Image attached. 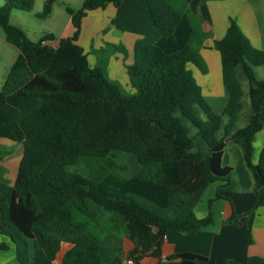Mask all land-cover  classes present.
I'll return each mask as SVG.
<instances>
[{
  "label": "trees",
  "instance_id": "obj_1",
  "mask_svg": "<svg viewBox=\"0 0 264 264\" xmlns=\"http://www.w3.org/2000/svg\"><path fill=\"white\" fill-rule=\"evenodd\" d=\"M109 2L117 8L114 27L141 37L130 63L127 48L110 43L91 50L98 54L91 67L78 43L83 18L93 5ZM34 4L5 0L0 25L11 28L12 11L29 12ZM68 11L74 34L56 46L53 34L32 41L19 30L23 48L0 89V138L23 144L12 195L0 192V233L14 246L19 264H30L32 245L54 260L62 243L72 245L63 264H124L128 223L148 236L152 226L158 228L160 244L169 231L187 233L213 224L211 210L198 218L195 208L212 184L230 182L232 168L222 164L229 140L244 147L256 207H264V147L258 163H252L253 141L264 129V81L255 75V68L264 65V49L253 45L236 18L213 42L230 95L224 111L216 113L189 67L206 73L200 49L211 33L188 0H85L81 9ZM184 17L191 26L189 39L182 49L167 52L158 41L174 38ZM117 53L123 56L131 92L109 76V58ZM240 65L250 84L252 117L234 132L244 109ZM178 113L196 128L209 155L193 150L190 129ZM225 116L229 121L218 138ZM129 157L130 167L125 163ZM8 249L10 244L0 241V251ZM198 260L206 259L174 254L157 264ZM228 264H264V258Z\"/></svg>",
  "mask_w": 264,
  "mask_h": 264
},
{
  "label": "crops",
  "instance_id": "obj_2",
  "mask_svg": "<svg viewBox=\"0 0 264 264\" xmlns=\"http://www.w3.org/2000/svg\"><path fill=\"white\" fill-rule=\"evenodd\" d=\"M84 2L85 0H35L34 8L29 12L12 11L10 16L12 27L5 28L0 25V89L23 48V38L19 30H22L32 41H38L47 34H53L55 39L52 44L57 45L60 39L73 36L75 31L68 7L77 11L82 8ZM188 2L194 14L202 17L203 29L211 33L200 49L207 69L206 73L192 64L189 67L210 107L214 112L222 113L230 95L223 82L221 54L214 47L213 42L225 36L230 18L234 17L253 45L258 49H264V0H207L201 4L199 0H188ZM4 3L5 0H0V7ZM116 11V6L110 2L97 3L88 10L87 16L83 18L78 40L86 53L89 54L93 48L99 49L110 43L121 42L127 35L128 32L118 34L116 31L120 30L112 24ZM27 18L35 20L32 22H39V29L34 37L30 36L26 29L32 27L31 21ZM190 33V23L184 17L175 32V37L162 38L158 44L167 52L178 51L185 46ZM130 34L134 35L128 39L129 56L132 57L135 41L141 36ZM119 59L118 54L109 58L108 71L110 78L120 82L121 78L126 79V69L124 68V74H120L122 71L117 62ZM126 62L129 63L127 60ZM97 63L98 59L94 66ZM90 66L94 67L91 64ZM255 75L258 80L264 81V65L255 68ZM237 76L243 90L244 109L238 115L234 132L246 127L252 117L250 84L243 65L238 66ZM127 81L129 82L128 78ZM199 114L204 117L202 112ZM261 120L264 124V112ZM228 121L227 116L223 117L218 138L223 137ZM191 136L194 139L193 150L209 155V146L198 136L197 130ZM263 147L264 129L253 141L252 163H258ZM244 155L245 149L242 144L232 140L227 141L222 164L232 168L230 182L224 184L221 181L222 184L218 182L211 185L195 208L196 216L205 218L210 211V202L213 201L211 209L214 223L212 225L187 233L169 231L160 244L158 228L152 226L148 236L134 223H128L123 234L124 264H128L129 260L133 264H157L174 254H195L206 259L198 260L199 264L242 262L249 256L264 258V207H256L255 181ZM22 157V143L5 137L0 138V192L8 197L12 195ZM0 241L10 244V249L0 251V264H19L14 246L1 233ZM71 248L72 245L62 243L55 259L50 260L43 249L32 245L30 264H63Z\"/></svg>",
  "mask_w": 264,
  "mask_h": 264
},
{
  "label": "rangeland",
  "instance_id": "obj_3",
  "mask_svg": "<svg viewBox=\"0 0 264 264\" xmlns=\"http://www.w3.org/2000/svg\"><path fill=\"white\" fill-rule=\"evenodd\" d=\"M200 1V0H199ZM205 1H207V0H205ZM204 1V2H205ZM26 12V11H25ZM27 20L28 21H31V23H32V27L31 28H26L27 30H28V33L30 34V36H35L36 34V32H37V30L39 29V22H32V21H35V20H32L31 18H27ZM118 34H121L122 33V31H116ZM130 36H134V35H132V34H130L129 32L127 33V35L125 36V37H123V39L121 40V42H119V41H117L116 43H122L126 48H127V50H128V52H129V55H130V42H128V39L130 38ZM56 46V45H55ZM129 47V48H128ZM91 54H94V55H91ZM119 56H120V59L117 61L118 62V66L120 67V70L122 71V73H120V74H124L123 73V71H125V67H124V65H123V63H124V61H123V56H122V54H120V53H117ZM90 55V56H89ZM89 60H90V64L92 65V66H94L95 65V61L98 59V54L96 55L95 53H92L91 51L89 52ZM122 58V59H121ZM131 60H132V57L131 56H129L128 58H127V61H129V63L131 62ZM128 63V62H127ZM125 68V69H124ZM120 74H118V75H120ZM125 75L127 76H125V78L126 79H123V78H121L122 80H120V83L123 85V88L126 90V91H128V92H131L132 91V88H131V86H130V83L127 81V78H128V75H127V73H126V71H125ZM114 79V78H113ZM116 80V79H115ZM128 80H129V78H128ZM118 81V80H117ZM177 115H179L180 116V118L182 119V121H184V123L189 127V129H190V132H191V135H193V132H195L196 131V129H195V127L187 120V119H185L184 117H182L181 115H180V113H178ZM203 142V141H202ZM125 163L126 164H128L129 165V167H130V157L128 158V159H126L125 160ZM133 167V170H137L138 169V165H137V163H135V162H133V165H132ZM219 183H221L222 184V182L221 181H219ZM214 184H217V183H214ZM213 185V184H212ZM201 202V201H200ZM212 203H213V201H212ZM212 203H211V206H212ZM211 206L209 205V210H211L212 211V209H211ZM212 214H213V212H212ZM213 223H214V217H213ZM212 225V224H211ZM210 226V225H209Z\"/></svg>",
  "mask_w": 264,
  "mask_h": 264
},
{
  "label": "built area",
  "instance_id": "obj_4",
  "mask_svg": "<svg viewBox=\"0 0 264 264\" xmlns=\"http://www.w3.org/2000/svg\"><path fill=\"white\" fill-rule=\"evenodd\" d=\"M52 44V43H51ZM55 46V45H54ZM128 264H133L131 260L127 261Z\"/></svg>",
  "mask_w": 264,
  "mask_h": 264
}]
</instances>
